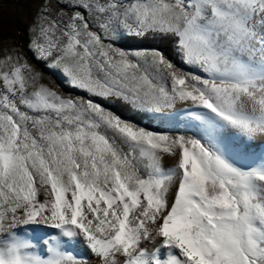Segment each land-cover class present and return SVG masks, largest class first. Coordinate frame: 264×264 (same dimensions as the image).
Instances as JSON below:
<instances>
[{"label": "snow or ice", "instance_id": "6c2138e0", "mask_svg": "<svg viewBox=\"0 0 264 264\" xmlns=\"http://www.w3.org/2000/svg\"><path fill=\"white\" fill-rule=\"evenodd\" d=\"M5 2L0 264H264V0Z\"/></svg>", "mask_w": 264, "mask_h": 264}, {"label": "rangeland", "instance_id": "374dc122", "mask_svg": "<svg viewBox=\"0 0 264 264\" xmlns=\"http://www.w3.org/2000/svg\"><path fill=\"white\" fill-rule=\"evenodd\" d=\"M40 7L39 3L28 2H6L3 4V35L5 38L8 36L15 37L17 43L27 40L29 26L36 16L37 10ZM29 58L31 54H28ZM48 74H46V80ZM59 83V82H57ZM179 108V106H177ZM156 124L162 125L165 129L173 127L163 117L154 116ZM179 127L183 130L184 125L180 124ZM27 234H32L30 231ZM49 239V238H48Z\"/></svg>", "mask_w": 264, "mask_h": 264}, {"label": "trees", "instance_id": "16d2710c", "mask_svg": "<svg viewBox=\"0 0 264 264\" xmlns=\"http://www.w3.org/2000/svg\"><path fill=\"white\" fill-rule=\"evenodd\" d=\"M141 46H146V47L147 46H156V42L151 41V40L143 41V42H141ZM161 46H163V45H161ZM120 111L125 116L132 117V118L136 119L138 122H140L144 126H150V127L154 128V129H165V128L162 127V125L156 124V119H155L154 116L138 115V114L132 112L131 110H129L126 106L121 107Z\"/></svg>", "mask_w": 264, "mask_h": 264}, {"label": "bare ground", "instance_id": "6f19581e", "mask_svg": "<svg viewBox=\"0 0 264 264\" xmlns=\"http://www.w3.org/2000/svg\"><path fill=\"white\" fill-rule=\"evenodd\" d=\"M180 107V106H179ZM169 123V122H168ZM169 124H171V123H169ZM28 236H32L33 234H27ZM41 237H42V240H48V237L47 236H44L43 235V233H40L39 234ZM76 252H79V253H83V249H80V248H77L76 250H75ZM93 264H94V261H93Z\"/></svg>", "mask_w": 264, "mask_h": 264}]
</instances>
